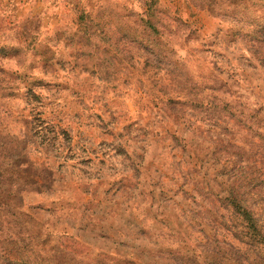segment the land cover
I'll use <instances>...</instances> for the list:
<instances>
[{"label":"clouds","instance_id":"1","mask_svg":"<svg viewBox=\"0 0 264 264\" xmlns=\"http://www.w3.org/2000/svg\"><path fill=\"white\" fill-rule=\"evenodd\" d=\"M201 5L0 0V264H264V0Z\"/></svg>","mask_w":264,"mask_h":264},{"label":"rangeland","instance_id":"2","mask_svg":"<svg viewBox=\"0 0 264 264\" xmlns=\"http://www.w3.org/2000/svg\"><path fill=\"white\" fill-rule=\"evenodd\" d=\"M18 3L24 2V0H17ZM173 4L176 5V10L179 11H183L185 13V15H187L189 18H195V20L193 22L195 23H201L202 22V26L203 25H211L213 23H215L216 17L212 14V11L210 8L206 9L205 7H203L201 5V0H172ZM191 9H198L199 10V15H197V11L195 10H191ZM22 11V10H21ZM165 14L166 11H165ZM99 15V13H98ZM175 19V18H174ZM5 28L4 22H3V18L0 17V31H2ZM196 35L195 31H192L189 33V36L186 39H192L194 36ZM215 35V33H214ZM141 51V49H134V51L129 52V55L131 56L132 60L136 59V53H139ZM19 52V49L16 48L15 46H11L9 44H4L2 46H0V57L4 58V59H11L13 58L15 55H17ZM50 49L45 48H41L38 51V55H41L43 57H45L43 64L44 67L47 68L49 66L48 61L51 58L50 56ZM122 62V61H121ZM59 63V61H58ZM145 64H147V61H145ZM62 66V65H61ZM249 66H251V64H249ZM0 71H8V69H4V68H0ZM91 74H95L94 72ZM39 83H41L42 85L45 83L43 81H40ZM35 99H38V97H34ZM261 111V109H257L256 110V115L259 114V112ZM96 118L99 120H102V116L99 113H96ZM37 119H43L42 116L40 117H36ZM126 127H131V125H127ZM106 144L105 141H101L100 142V147H103ZM93 154L95 155V149L93 150ZM102 155H107V153H102ZM72 157H70L71 159ZM91 158H89L90 161ZM81 163H85V161H81ZM101 164L104 163L103 160L100 161ZM44 195V193L40 190H34L31 194L29 198H35V199H40L42 198V196ZM123 243V242H122ZM72 257H68V256H64V257H60L57 260V264H72ZM130 264H137L136 261H131ZM164 264H176V262L174 260H165Z\"/></svg>","mask_w":264,"mask_h":264}]
</instances>
